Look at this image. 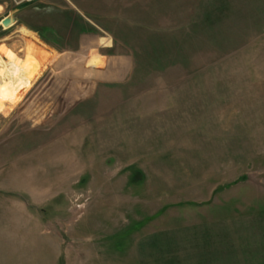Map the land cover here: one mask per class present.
<instances>
[{
    "label": "rangeland",
    "instance_id": "1",
    "mask_svg": "<svg viewBox=\"0 0 264 264\" xmlns=\"http://www.w3.org/2000/svg\"><path fill=\"white\" fill-rule=\"evenodd\" d=\"M227 1L200 69L126 80L103 76L118 59L76 62L33 83L94 89L24 96L7 133L30 145L0 138V264H263L264 0ZM19 6L0 0L2 30ZM76 99L86 116L52 126Z\"/></svg>",
    "mask_w": 264,
    "mask_h": 264
},
{
    "label": "crops",
    "instance_id": "2",
    "mask_svg": "<svg viewBox=\"0 0 264 264\" xmlns=\"http://www.w3.org/2000/svg\"><path fill=\"white\" fill-rule=\"evenodd\" d=\"M12 1L20 5L11 15L15 22L5 30L0 29V59L4 62L1 64L0 61V116L8 119L3 127L6 133L0 138L17 136L7 133L10 126L15 131L14 125H8L15 121L16 109H20L21 105L24 119L29 117H26L27 103L23 102L28 94L35 91H39L37 94L40 95H59L63 91L79 94L83 91L89 95L93 86L82 89L68 87L63 91L60 87L36 88L33 83L45 71L49 72V66L55 68L50 72L58 75L59 71H63L61 64L113 63L114 59H118L125 66L113 68L106 64L102 66L103 76L126 80L139 75L140 78H147L149 74L158 73L167 77L166 73H175L169 70L168 64H181L184 73L193 65L200 69L201 65L207 66L212 61L206 55L209 22L218 17L222 21L224 10L234 8L227 0ZM25 1L28 3H23ZM33 63L37 65L32 67ZM148 63H162L165 69L155 72L157 64H152L146 70L144 64ZM76 100L75 105L70 102H67L68 106L55 104L52 126L58 128L68 119L79 121L86 116L85 112L89 109L83 105L89 100ZM38 101V104H44L43 98ZM12 113L14 115L8 118ZM17 137L30 145L26 137ZM259 228L264 230V222L263 227L258 225ZM259 242L257 255L262 256L264 264V237Z\"/></svg>",
    "mask_w": 264,
    "mask_h": 264
},
{
    "label": "water",
    "instance_id": "3",
    "mask_svg": "<svg viewBox=\"0 0 264 264\" xmlns=\"http://www.w3.org/2000/svg\"><path fill=\"white\" fill-rule=\"evenodd\" d=\"M20 1V0H17ZM15 22V18L13 16H6L1 20V25L8 28Z\"/></svg>",
    "mask_w": 264,
    "mask_h": 264
},
{
    "label": "bare ground",
    "instance_id": "4",
    "mask_svg": "<svg viewBox=\"0 0 264 264\" xmlns=\"http://www.w3.org/2000/svg\"><path fill=\"white\" fill-rule=\"evenodd\" d=\"M30 58V57H29ZM29 58H27V59H29ZM34 65H37V64H35V63H33L32 64V67L34 66ZM39 66V65H38ZM37 67V66H36ZM29 68H30V66H29ZM37 69H38V67H37Z\"/></svg>",
    "mask_w": 264,
    "mask_h": 264
},
{
    "label": "built area",
    "instance_id": "5",
    "mask_svg": "<svg viewBox=\"0 0 264 264\" xmlns=\"http://www.w3.org/2000/svg\"><path fill=\"white\" fill-rule=\"evenodd\" d=\"M28 1H32V0H28Z\"/></svg>",
    "mask_w": 264,
    "mask_h": 264
},
{
    "label": "trees",
    "instance_id": "6",
    "mask_svg": "<svg viewBox=\"0 0 264 264\" xmlns=\"http://www.w3.org/2000/svg\"><path fill=\"white\" fill-rule=\"evenodd\" d=\"M0 29H1V26H0Z\"/></svg>",
    "mask_w": 264,
    "mask_h": 264
}]
</instances>
